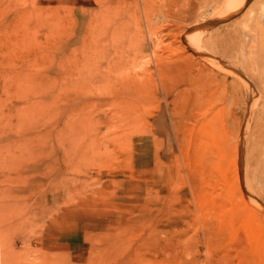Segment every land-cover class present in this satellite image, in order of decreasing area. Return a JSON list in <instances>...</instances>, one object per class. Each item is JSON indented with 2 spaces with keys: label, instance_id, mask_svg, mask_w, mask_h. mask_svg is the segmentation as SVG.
Returning a JSON list of instances; mask_svg holds the SVG:
<instances>
[{
  "label": "rangeland",
  "instance_id": "obj_1",
  "mask_svg": "<svg viewBox=\"0 0 264 264\" xmlns=\"http://www.w3.org/2000/svg\"><path fill=\"white\" fill-rule=\"evenodd\" d=\"M0 0V264H264V0Z\"/></svg>",
  "mask_w": 264,
  "mask_h": 264
},
{
  "label": "bare ground",
  "instance_id": "obj_2",
  "mask_svg": "<svg viewBox=\"0 0 264 264\" xmlns=\"http://www.w3.org/2000/svg\"><path fill=\"white\" fill-rule=\"evenodd\" d=\"M243 2H244V0H240V1H239V4H241V3H243Z\"/></svg>",
  "mask_w": 264,
  "mask_h": 264
}]
</instances>
